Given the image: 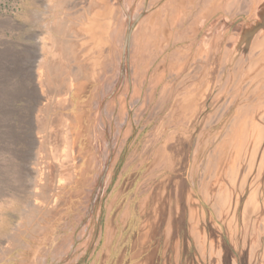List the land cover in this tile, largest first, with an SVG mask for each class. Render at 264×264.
Instances as JSON below:
<instances>
[{
	"label": "rangeland",
	"instance_id": "374dc122",
	"mask_svg": "<svg viewBox=\"0 0 264 264\" xmlns=\"http://www.w3.org/2000/svg\"><path fill=\"white\" fill-rule=\"evenodd\" d=\"M136 1L123 19L115 15L116 45L125 27L123 38L131 33L109 85L88 82L67 111L81 117L76 183L14 247L7 236L24 206L10 198L19 192L14 156L4 150L26 103L2 100L19 91L6 83L2 52L33 43L44 27L32 16L45 10L40 0H0V245L11 242L0 264H264V58L230 61L264 0ZM196 92L202 98L184 111L181 98ZM10 108L17 116L3 119ZM246 115L248 141L239 153L236 132ZM251 126L262 130L256 144Z\"/></svg>",
	"mask_w": 264,
	"mask_h": 264
},
{
	"label": "bare ground",
	"instance_id": "6f19581e",
	"mask_svg": "<svg viewBox=\"0 0 264 264\" xmlns=\"http://www.w3.org/2000/svg\"><path fill=\"white\" fill-rule=\"evenodd\" d=\"M136 2V0H128L130 5L127 6L126 0H40L41 8H44L45 13H42L43 15L34 14L32 18L36 19L37 24L43 23L41 27H44V32L40 31L32 35L30 38L34 41L28 46H23V48L16 50L13 49L15 47L11 48L12 46L10 45L7 51L2 52L6 58V66L4 67L10 72L6 83H17L19 87L18 94H11L9 98V95L5 92L2 100L4 103L9 102V100L12 103L20 101L26 103V112L21 116H17V111L12 110V108H10L12 111L5 109L2 112L3 119L8 117L10 113L12 116H17L18 121V125L12 124L9 126L8 134L11 146L4 150L5 154L14 156V174H16L14 182L16 183V190L19 192L10 198L15 205L24 206L19 213L17 212L18 214L15 217L19 219L7 236V239L11 240L14 247L24 246V242L22 243L19 240V235L26 230L28 231L27 228H33L35 225L40 227L36 221L40 220L41 222L43 220L41 218L44 216L50 217L54 210L53 207H57L62 203V200H59V195H61L63 187L71 185L77 180L76 172L80 168V163L84 156V154L79 155V138L81 135L77 134L78 132L76 133L81 117L78 121L77 118L67 113V111L71 109L74 100H79L78 98L85 91L88 82H98L100 87H102L101 83L104 82L105 88V85L108 84V79L113 78L112 73L115 72L113 68L116 63L115 60H117L115 56H118V60L122 58L119 51L123 48V45L125 49L127 48L128 35L131 33V31L128 33L126 31V37L123 38L125 27L121 36L123 45L119 43V46L116 45L113 37V29L116 25L115 15L117 13V15L123 16V19L126 16V10ZM145 7L147 6L144 5L141 10ZM149 23L152 26L153 22H151V19ZM254 23L259 27L257 31L253 32L249 27L245 34L239 38V51L237 53L234 52L230 60L235 65L239 64V57L242 54H245L242 57L243 61L248 56H256V60L264 58V12ZM145 28H147L146 25ZM148 33L145 34L147 50H149L153 42L151 36L149 38ZM27 37L29 38V36ZM116 46L118 50L115 49ZM253 67L254 65H251L248 70ZM226 71L227 67L222 68L220 77L223 78ZM258 77L260 75L252 76V81ZM201 95H203L202 92L182 95L180 104L183 110H190L193 106L196 107L197 102L202 98ZM97 106L99 108L101 104L99 103ZM243 118L242 124L244 125L240 128L241 132H239L238 128L235 140V143L240 140L235 147L236 152L239 151V153L244 150L248 141L247 126L249 124L246 121L249 120H245L247 115ZM253 127L257 129L255 126H251V129ZM251 131L253 132L254 129ZM261 136V129L252 133L254 144L258 143ZM232 143L234 142L232 141ZM233 164L236 165L232 163L231 171L228 175L229 178L236 176L232 172L233 168H235ZM174 185L177 188L176 182H174ZM178 202L177 200L176 208H179ZM155 213L156 210L150 214V216H153L151 220L148 219L152 222H150L151 225L155 223ZM21 220H24V224L20 222ZM151 225L149 224V227H152ZM1 231L2 228L0 227ZM149 236L151 237V235ZM11 242L9 243L8 241L5 247L0 245V258L6 253L5 249L10 246Z\"/></svg>",
	"mask_w": 264,
	"mask_h": 264
},
{
	"label": "water",
	"instance_id": "95a60500",
	"mask_svg": "<svg viewBox=\"0 0 264 264\" xmlns=\"http://www.w3.org/2000/svg\"><path fill=\"white\" fill-rule=\"evenodd\" d=\"M264 11V2L261 4V6L258 8V10H257V13H256V20L260 17V15H261V13ZM259 27L258 26H256V24L254 23V25H252V26H250V30H252L253 32L256 30L257 31V29H258ZM249 29V28H248ZM260 32H261V30H259ZM259 32V33H260ZM257 33V32H256Z\"/></svg>",
	"mask_w": 264,
	"mask_h": 264
},
{
	"label": "crops",
	"instance_id": "0c3cea01",
	"mask_svg": "<svg viewBox=\"0 0 264 264\" xmlns=\"http://www.w3.org/2000/svg\"><path fill=\"white\" fill-rule=\"evenodd\" d=\"M171 146H172V145H171ZM171 146H170V147L168 146V149H173V148H171ZM163 169H164V168H163Z\"/></svg>",
	"mask_w": 264,
	"mask_h": 264
}]
</instances>
